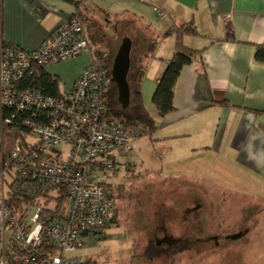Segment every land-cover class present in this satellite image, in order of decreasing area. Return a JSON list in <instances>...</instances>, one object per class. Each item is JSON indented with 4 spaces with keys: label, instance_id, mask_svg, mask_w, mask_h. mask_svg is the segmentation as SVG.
Wrapping results in <instances>:
<instances>
[{
    "label": "crops",
    "instance_id": "obj_1",
    "mask_svg": "<svg viewBox=\"0 0 264 264\" xmlns=\"http://www.w3.org/2000/svg\"><path fill=\"white\" fill-rule=\"evenodd\" d=\"M80 11L84 17L103 18L109 27L137 22L148 30L147 37L139 38L144 44L137 56L145 68L143 101L156 124L152 134L161 145L167 141L169 165H177L165 176L166 187L175 186L182 195L196 187L182 214L187 227L182 234L173 232L181 225H174L173 215L153 230L126 227L125 233L135 232L134 242L120 264H191L189 257L206 244L205 234L212 240L214 264H264V63L256 61L257 47L264 45V0H84ZM76 12L68 0H0V46L37 50ZM187 24L196 32L185 33L181 41L200 54L183 66L174 89V110L162 116L153 96L176 53V30ZM87 36L91 42L88 31ZM153 44L154 51L146 56ZM87 57L69 60L73 83L64 90L59 88L60 75L47 70L59 96L87 68ZM120 157L130 158L115 154L116 160ZM206 203L215 209H207ZM153 243L156 256H146Z\"/></svg>",
    "mask_w": 264,
    "mask_h": 264
},
{
    "label": "built area",
    "instance_id": "obj_2",
    "mask_svg": "<svg viewBox=\"0 0 264 264\" xmlns=\"http://www.w3.org/2000/svg\"><path fill=\"white\" fill-rule=\"evenodd\" d=\"M84 55L91 62L65 94L36 85L49 67ZM113 84L79 16L37 50L0 46V264H86L76 252L115 226L111 191L97 180L128 170L115 154L145 131L109 115ZM4 125L17 133L10 147Z\"/></svg>",
    "mask_w": 264,
    "mask_h": 264
},
{
    "label": "rangeland",
    "instance_id": "obj_3",
    "mask_svg": "<svg viewBox=\"0 0 264 264\" xmlns=\"http://www.w3.org/2000/svg\"><path fill=\"white\" fill-rule=\"evenodd\" d=\"M81 19L89 35L95 34L98 39H102L100 45L92 44L94 54L96 50L100 49L103 50L105 54L112 53V57L115 58L124 37H131L134 46L132 56H137L139 55V51L137 50L144 44L143 42L141 43L142 45L140 44L139 38H145L148 35V30L137 22H132L128 25L125 24L126 27L124 28V26H116V24L113 26L110 25L109 27L107 26L108 24L104 23L103 18L97 20L85 16ZM87 59L90 63L91 57L89 56ZM71 63L73 62L66 61L48 68L49 73L60 75V79L58 80L60 90L69 88L73 83L70 79L73 70L72 72L68 70ZM151 100L152 98H149L148 103H150ZM156 139L157 136L152 134V132H145V135L133 141L132 147L127 153L130 158H128V160L125 157L119 158L122 164L128 165V170H124L116 176H108L97 180L99 183L110 187L113 197L112 203L114 212L117 214V223L112 229L107 231L105 235L89 241L90 246L87 245V247L76 252V255L84 257L89 264H120L121 260H123L122 257L127 254L126 247H131L134 242L133 236L135 232L127 230L125 233L126 227L131 228V231H133L135 225L146 231L147 228L153 230L162 222H165L166 219L168 220L169 215H173L170 216V220L174 221V225L176 226L178 223L181 224L174 228L173 232L175 235H181L182 231L187 228L184 224L185 222L182 223V214L184 210H186L189 193H192L196 187L188 192L185 190L184 195H182V192H180L178 188H175V186H170L169 189H167V179L165 176L176 169L177 165L174 163H172L173 166L169 165V160H172V152L169 148V144L166 143L167 141L161 145L159 142L162 141L157 142ZM191 171L194 175L197 174L195 172L196 170ZM209 171L210 170L206 169L205 173ZM223 173H230V170H223ZM227 176L229 177L228 174ZM206 193L207 197L210 196L211 198V204L214 205L212 194L210 192ZM227 194L229 193L227 192ZM191 196L189 199L190 202H192V198H194ZM230 196L231 195H227L228 202H230ZM193 203L194 201L192 204ZM211 204L206 203V208L209 209L208 205L211 206ZM210 208L211 210L215 209L214 206ZM226 208H230L229 203ZM178 214L179 216L177 217L176 215ZM151 219L153 222L148 223ZM209 219L212 220V217ZM146 234L148 239H152V232ZM204 237H206V244L201 247L199 252H194L189 257L190 261H193L191 264H198L199 259L200 264H214L212 240L209 239L207 234H205ZM141 251L143 252V250ZM138 252H140V249ZM162 253L165 255L166 252ZM160 262L162 261L160 260ZM221 264L229 263L221 261Z\"/></svg>",
    "mask_w": 264,
    "mask_h": 264
},
{
    "label": "trees",
    "instance_id": "obj_4",
    "mask_svg": "<svg viewBox=\"0 0 264 264\" xmlns=\"http://www.w3.org/2000/svg\"><path fill=\"white\" fill-rule=\"evenodd\" d=\"M68 1L74 3L77 8V12L73 14L72 17L79 16L80 19L83 18L84 15L80 11V8L84 0H68ZM81 21L84 25L82 19ZM195 32L196 31L193 30L189 24L180 26L176 30V33L179 37L176 53L172 58V60L169 62L164 75L158 82L156 91L153 96V103L157 108V110L159 111L160 115L162 116L171 113L174 110L173 107L174 89L177 84V80L179 78L183 66L191 63L200 54V51L189 49L181 41L182 35H184L185 33L194 34ZM89 37L91 40V42L89 41V43L91 46L93 58L96 61L103 63L107 68L111 70L114 60V58L112 57L113 54L112 53L105 54V52L100 49L96 50L94 54L92 50V44L100 45L102 43V39H98L95 36V34L89 35ZM154 49H155V44L150 46L149 51H147L146 53V56L151 54L154 51ZM256 61L260 63H264V45L257 47ZM144 74H145V68L143 66L142 59L139 58L138 56H132L130 72L128 75V81H129L130 93H131L130 106L126 110L122 109L120 103L118 102V92L115 84L111 85V88L107 90L105 94V104L109 115L115 119L122 121L126 127L138 126L141 127L146 133H151L156 129V124L153 117L148 112L143 101L141 85L144 78ZM35 83L38 87H41L45 93L52 96H59V89L57 86V82L52 80V78L47 74V70L40 77V79H38V82ZM1 119L2 116L0 109V124H1ZM3 128L6 137V144L8 147H10L11 140L14 138V136H16L17 133L15 130L12 129L10 125H4ZM108 190H110V187H108ZM58 201L60 204H62L64 202V198H60ZM180 248L181 245L177 247V249ZM154 251L156 252V248L152 244L151 247L148 248L146 255L151 257L156 256ZM11 264H20V263L18 261H15L12 262Z\"/></svg>",
    "mask_w": 264,
    "mask_h": 264
},
{
    "label": "water",
    "instance_id": "obj_5",
    "mask_svg": "<svg viewBox=\"0 0 264 264\" xmlns=\"http://www.w3.org/2000/svg\"><path fill=\"white\" fill-rule=\"evenodd\" d=\"M132 47V39L130 37H124L115 55L111 69L112 81L118 92V102L124 110L130 106L131 93L128 75L131 67Z\"/></svg>",
    "mask_w": 264,
    "mask_h": 264
},
{
    "label": "flooded vegetation",
    "instance_id": "obj_6",
    "mask_svg": "<svg viewBox=\"0 0 264 264\" xmlns=\"http://www.w3.org/2000/svg\"><path fill=\"white\" fill-rule=\"evenodd\" d=\"M153 245H154V243H153ZM161 251H162V252H167V250H164V249H163V250H161Z\"/></svg>",
    "mask_w": 264,
    "mask_h": 264
}]
</instances>
